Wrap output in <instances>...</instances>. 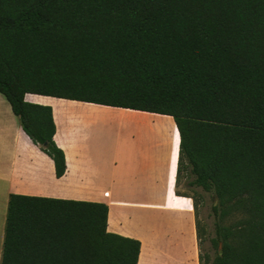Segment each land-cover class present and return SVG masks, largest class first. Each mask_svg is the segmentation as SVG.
I'll use <instances>...</instances> for the list:
<instances>
[{"label": "trees", "instance_id": "1", "mask_svg": "<svg viewBox=\"0 0 264 264\" xmlns=\"http://www.w3.org/2000/svg\"><path fill=\"white\" fill-rule=\"evenodd\" d=\"M0 95L56 178L52 109L26 95L171 117L176 189L186 171L215 200L212 264H264V0H0ZM107 217L100 203L10 194L0 264H137L140 242Z\"/></svg>", "mask_w": 264, "mask_h": 264}, {"label": "crops", "instance_id": "2", "mask_svg": "<svg viewBox=\"0 0 264 264\" xmlns=\"http://www.w3.org/2000/svg\"><path fill=\"white\" fill-rule=\"evenodd\" d=\"M28 96L52 109L65 173L55 177L52 160L0 98V260L8 197L16 194L104 204L107 232L140 242L137 264H198L193 204L175 194L179 136L171 117L69 100L53 107ZM157 126L169 129L166 137Z\"/></svg>", "mask_w": 264, "mask_h": 264}, {"label": "rangeland", "instance_id": "3", "mask_svg": "<svg viewBox=\"0 0 264 264\" xmlns=\"http://www.w3.org/2000/svg\"><path fill=\"white\" fill-rule=\"evenodd\" d=\"M0 98L2 100H5L1 95ZM29 101L34 102L33 100H49V104H51L53 107H56L57 104H59V100L56 99H36L32 97H27ZM81 108L88 109L90 111V114L93 113L91 112L92 110H99L94 107H82L81 105H78ZM170 124V123H169ZM158 127V128H157ZM154 127V130L157 132H163V137L167 136V131L169 129H164L161 126ZM172 129V127H169ZM84 129L81 127L79 132H75L74 137L78 136V138L83 135ZM173 132V131H172ZM190 181V178L188 177L187 172L182 171L178 177V182H177V189L176 191L178 194L185 196L186 198L194 199L196 204H197V209H196V217L198 222L204 227L205 230V241L200 244V248H198V243L196 239V246H197V261H198V253L203 255L204 253L208 255L209 257V262L208 264H212V260L215 256V252L212 250L210 247L209 240L212 238L213 235V223H214V218H213V212H212V207L215 204L214 197L211 194L204 193L201 189L199 188H188L187 187V182ZM106 197H108V193L105 194ZM193 204V201H192ZM194 213V211H193ZM194 226H195V221H194ZM134 229H137V226H133ZM196 234V233H195Z\"/></svg>", "mask_w": 264, "mask_h": 264}]
</instances>
